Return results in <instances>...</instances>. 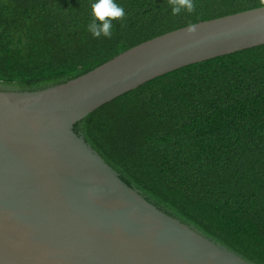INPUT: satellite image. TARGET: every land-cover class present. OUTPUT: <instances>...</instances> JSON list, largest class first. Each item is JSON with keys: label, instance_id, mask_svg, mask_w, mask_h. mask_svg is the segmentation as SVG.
Returning <instances> with one entry per match:
<instances>
[{"label": "trees", "instance_id": "obj_1", "mask_svg": "<svg viewBox=\"0 0 264 264\" xmlns=\"http://www.w3.org/2000/svg\"><path fill=\"white\" fill-rule=\"evenodd\" d=\"M91 0H0V89L76 77L165 32L264 5L115 0L112 36L86 30ZM73 129L164 212L264 264V43L190 63L99 105Z\"/></svg>", "mask_w": 264, "mask_h": 264}, {"label": "water", "instance_id": "obj_2", "mask_svg": "<svg viewBox=\"0 0 264 264\" xmlns=\"http://www.w3.org/2000/svg\"><path fill=\"white\" fill-rule=\"evenodd\" d=\"M263 43L264 5L154 36L58 84L0 89V264H255L148 201L73 125L158 75Z\"/></svg>", "mask_w": 264, "mask_h": 264}, {"label": "clouds", "instance_id": "obj_3", "mask_svg": "<svg viewBox=\"0 0 264 264\" xmlns=\"http://www.w3.org/2000/svg\"><path fill=\"white\" fill-rule=\"evenodd\" d=\"M173 15H178L182 10L191 13L195 11L193 0H167ZM264 3V0H261ZM124 8L117 4L115 0H91L90 2V20L86 30L93 37H111L113 29V20H123L125 18ZM195 25L187 28V33H195Z\"/></svg>", "mask_w": 264, "mask_h": 264}]
</instances>
